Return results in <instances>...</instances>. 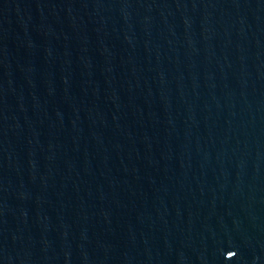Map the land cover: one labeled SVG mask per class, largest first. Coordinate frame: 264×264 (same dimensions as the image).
Listing matches in <instances>:
<instances>
[{
	"label": "water",
	"instance_id": "1",
	"mask_svg": "<svg viewBox=\"0 0 264 264\" xmlns=\"http://www.w3.org/2000/svg\"><path fill=\"white\" fill-rule=\"evenodd\" d=\"M0 264H264V0H0Z\"/></svg>",
	"mask_w": 264,
	"mask_h": 264
}]
</instances>
